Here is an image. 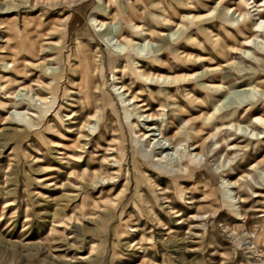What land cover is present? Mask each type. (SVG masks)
Segmentation results:
<instances>
[{
	"label": "rangeland",
	"instance_id": "rangeland-1",
	"mask_svg": "<svg viewBox=\"0 0 264 264\" xmlns=\"http://www.w3.org/2000/svg\"><path fill=\"white\" fill-rule=\"evenodd\" d=\"M0 264H264V0H0Z\"/></svg>",
	"mask_w": 264,
	"mask_h": 264
},
{
	"label": "bare ground",
	"instance_id": "bare-ground-1",
	"mask_svg": "<svg viewBox=\"0 0 264 264\" xmlns=\"http://www.w3.org/2000/svg\"><path fill=\"white\" fill-rule=\"evenodd\" d=\"M109 8V7H108ZM108 8H106L105 10L104 9H102V8H98V11L101 13V14H103L105 17H107V18H109V12L107 11V9ZM122 11H124V9H121V11H119L120 12V14H122ZM119 14V15H120ZM125 18V17H124ZM119 20H121V18L119 19ZM123 21H126V20H123ZM122 22V21H121ZM120 24V23H119ZM110 25H112V23L110 24ZM113 26V25H112ZM122 36V32L121 31H118V32H116V34H115V37H114V39H115V41H117V40H119V38ZM126 45V44H125ZM27 46H29L28 47V50H29V52H34L33 51V48H32V46L31 45H27ZM150 47V46H149ZM148 47V49H150ZM142 48V49H141ZM157 48V47H156ZM125 49H126V52H127V49H129V46L128 45H126V47H125ZM154 49V48H153ZM152 49V50H153ZM143 51H145V48H143V47H140V51L137 53L138 55L139 54H142V52ZM157 51H158V49H157ZM149 53L151 52V51H148ZM154 52V51H153ZM124 53V52H123ZM249 99H250V97H248ZM252 98V97H251ZM250 100H252V99H250ZM149 131H153L154 129L151 127V128H149L148 129ZM160 135V134H159ZM162 139V138H161ZM174 140V139H173ZM165 142V141H164ZM165 143H167V142H165ZM168 147L166 146V149H167ZM179 162V161H178ZM180 164V163H179Z\"/></svg>",
	"mask_w": 264,
	"mask_h": 264
}]
</instances>
